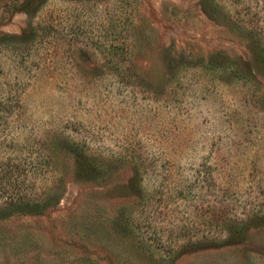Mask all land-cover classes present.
<instances>
[{
    "label": "rangeland",
    "instance_id": "1",
    "mask_svg": "<svg viewBox=\"0 0 264 264\" xmlns=\"http://www.w3.org/2000/svg\"><path fill=\"white\" fill-rule=\"evenodd\" d=\"M7 163L0 264H264V0H0Z\"/></svg>",
    "mask_w": 264,
    "mask_h": 264
},
{
    "label": "trees",
    "instance_id": "2",
    "mask_svg": "<svg viewBox=\"0 0 264 264\" xmlns=\"http://www.w3.org/2000/svg\"><path fill=\"white\" fill-rule=\"evenodd\" d=\"M12 162V159H7ZM10 163L0 174V197L4 198L0 205V219H4L10 212L13 213H37L39 206L24 200L25 192H22L19 183V170L16 167H10Z\"/></svg>",
    "mask_w": 264,
    "mask_h": 264
}]
</instances>
